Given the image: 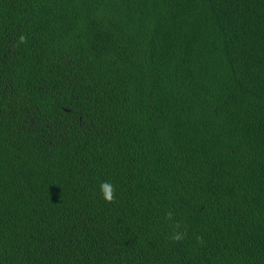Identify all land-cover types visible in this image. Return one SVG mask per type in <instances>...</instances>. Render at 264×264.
Returning a JSON list of instances; mask_svg holds the SVG:
<instances>
[{"label":"trees","instance_id":"trees-1","mask_svg":"<svg viewBox=\"0 0 264 264\" xmlns=\"http://www.w3.org/2000/svg\"><path fill=\"white\" fill-rule=\"evenodd\" d=\"M0 264H264V0H0Z\"/></svg>","mask_w":264,"mask_h":264},{"label":"clouds","instance_id":"clouds-1","mask_svg":"<svg viewBox=\"0 0 264 264\" xmlns=\"http://www.w3.org/2000/svg\"><path fill=\"white\" fill-rule=\"evenodd\" d=\"M21 40H23V37H21ZM100 188L104 193V196L106 198L111 199L114 196V192H115V185L114 182L111 179H106L105 181H103L100 184ZM169 217L171 216V213L167 214ZM173 239L178 240L181 238V233L176 232L173 237Z\"/></svg>","mask_w":264,"mask_h":264}]
</instances>
